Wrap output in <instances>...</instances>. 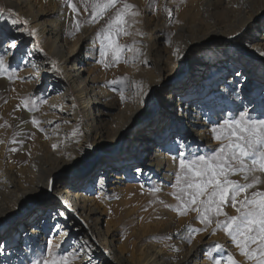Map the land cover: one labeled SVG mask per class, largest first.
I'll return each instance as SVG.
<instances>
[{
	"label": "bare ground",
	"instance_id": "1",
	"mask_svg": "<svg viewBox=\"0 0 264 264\" xmlns=\"http://www.w3.org/2000/svg\"><path fill=\"white\" fill-rule=\"evenodd\" d=\"M156 1L141 2L145 15L139 12L132 35L117 41L128 46L135 41L148 65L125 64L132 55L125 49L119 63L109 54L108 70L99 63L100 43L93 32L100 23L77 33L54 1L2 0L37 35L33 40L25 27L13 26L7 11L0 16V34L15 37L19 45L8 60L23 81L21 88L5 87L0 107V125H6L0 128V264L36 263L47 254L48 241L69 254L87 242L88 255L77 258L78 264H213L215 259L225 264L227 255L237 264H250L222 230L212 234L215 224L188 244L189 228L204 226L196 213L174 211L179 202L172 186L178 154L191 158L212 152L218 141L211 130L222 127L221 121L238 119L245 111L252 120H264V56L259 54L264 51V0ZM56 15L64 19L51 23ZM39 43L43 54L35 50ZM177 48L179 58L173 55ZM53 61L60 73L51 68ZM125 76L141 81L147 95L126 91L121 102L119 84L110 81ZM28 94L47 100L38 114L18 110ZM11 113L22 118L15 135L6 123ZM33 117L42 122L43 132L31 125ZM167 118L180 133L163 129ZM100 152L115 155L101 158ZM254 190H264V184ZM113 196L118 202L109 205ZM44 198L50 204L35 210ZM225 212L238 215L230 204ZM130 218L138 222L131 246L120 238ZM57 229L68 235L58 236ZM213 241L221 250L214 249L210 260L206 245Z\"/></svg>",
	"mask_w": 264,
	"mask_h": 264
},
{
	"label": "snow or ice",
	"instance_id": "2",
	"mask_svg": "<svg viewBox=\"0 0 264 264\" xmlns=\"http://www.w3.org/2000/svg\"><path fill=\"white\" fill-rule=\"evenodd\" d=\"M83 4L85 13L89 8L91 9L90 23H99L111 10H115L102 29L99 63L104 68L110 66L107 59L109 54L112 62L119 63L123 58L125 47L132 54L124 59L125 64L132 61L148 65V60L142 59L145 54L135 41L130 46L120 45L116 41V37L121 34L132 35L129 29L138 22L136 18L140 13L133 10L132 4L124 2V0H83ZM67 8L73 14V25L75 32L78 33L81 30V23L77 20L80 15L79 8L73 0H67ZM5 14L6 9L0 7V16ZM7 15L11 18L13 26L23 25L29 36L37 35L35 29H27V21L21 20L14 9H7ZM168 17L169 19L172 17L171 11H168ZM135 35L142 36L143 33L137 31ZM0 48H4V55L0 56V76H6L9 81H14L17 79V75L15 69L10 70L8 54L13 50H18L19 45L16 38L0 34ZM35 50L44 53V49L41 47H37ZM259 54L264 56V51ZM26 55H31V53H26ZM173 55L179 58V48L173 52ZM36 67L33 65V68ZM51 68L55 73L61 72L55 61L52 62ZM110 84H119L118 95L121 102L125 101L126 91H129L133 97L147 95L141 81H128L126 76L119 80H112ZM42 103L47 104V100ZM21 107L29 112L39 110L35 100L31 97L21 99L17 108ZM30 123L39 131H44L41 127L42 122L35 117L31 119ZM65 123L68 122L65 121ZM5 126L0 125V128ZM59 127V124L55 125L56 129ZM211 131L213 138L221 142V146L213 155L209 157L198 155L189 158L184 153H179L175 158L178 160L179 172L176 174L175 184L172 186L176 191L172 195L179 203L174 211L180 216L194 212L198 217V222L204 226L203 228H189L188 244L192 243L196 235L215 224L213 235L217 230H222L230 237L232 245L239 250L240 256L246 258L250 264H264V190L250 191L258 189L259 185L264 184L262 175L257 174H264V120H252L245 111L239 114L238 119L225 120L222 127L213 128ZM53 134H56L55 130H53ZM76 134L77 130H74L72 135ZM0 143H4V141L0 140ZM12 143H18V141L13 139ZM88 147L90 148L91 145L89 144ZM52 148L56 150L58 145L53 144ZM11 151L16 152L17 149L13 147ZM237 175L242 177L243 183L231 178ZM53 187H55L54 184ZM150 191L159 192L160 189L153 188ZM229 204L238 215H228L225 212V207ZM65 207L70 208L71 205L66 203ZM57 235L67 236L68 233L64 229H57ZM60 247V243L53 245L52 241H48L46 243L47 254L36 264H74L77 258L83 259V256L88 255V252L84 251L87 242L81 244L70 255H60L53 250ZM214 247L217 251L221 250L219 244ZM205 255L210 260L213 259L207 251ZM87 264H91V261L89 260ZM213 264H222V262L220 259H215ZM225 264H237V262L232 255H227Z\"/></svg>",
	"mask_w": 264,
	"mask_h": 264
},
{
	"label": "rangeland",
	"instance_id": "3",
	"mask_svg": "<svg viewBox=\"0 0 264 264\" xmlns=\"http://www.w3.org/2000/svg\"><path fill=\"white\" fill-rule=\"evenodd\" d=\"M51 1H54V3H55V5H56V8L58 9V12H60V14L62 13H64L63 15H67V19L65 20L66 22H67V26L68 27H70V26H72L73 25V20H72V13L70 12V10L67 8V0H51ZM159 0H157L156 2H158ZM73 2L74 3H76L77 4V6H78V8H79V12H80V15L77 17V20L81 23V30H82V27L84 26H88V25H92V24H96V23H90L89 21H90V16H91V9L89 8V10H88V12L87 13H85V11H84V4H83V0H73ZM124 2H127V3H130V4H132L133 6H134V11H138V12H142V14L143 15H145V10H146V8L144 9V8H141L140 9V5H141V2H144V0H124ZM4 3L2 2V0H0V7H3V8H5L6 9V7L3 5ZM152 5H154V6H156L155 5V3H153ZM118 7H120V5H118ZM7 11V10H6ZM114 12H115V10L113 9V10H111L107 15H106V17L103 19V20H100L99 21V26H97L94 30H93V32H94V34L96 35V37H97V40H98V43H100V45H101V41H102V35H103V33H102V29L105 27V25H106V23H107V21H108V19H110L111 18V16L114 14ZM57 16V15H56ZM57 19H59V20H62V19H64V18H62L61 16H60V18H58V16L57 17H50V22L51 23H53V21L55 22ZM70 20H72V21H70ZM68 24H70V25H68ZM22 28L23 27H25V26H23V25H20ZM93 26V25H92ZM80 30V31H81ZM79 31V32H80ZM129 31L131 32V30L129 29ZM121 35H123V34H121ZM124 36V35H123ZM33 40H34V37H33ZM120 40V35L119 36H117L116 37V41H119ZM121 45H125V46H128V45H126V44H121ZM39 47H41L42 48V46H41V44L39 43V45H38ZM125 49H127V47H125ZM124 52H126L125 50H124ZM1 56V55H0ZM112 68H114L116 65H114V64H112ZM11 69H13V67H12V65L10 64V70ZM108 70H110L109 68H107ZM16 75H17V71H16ZM232 74H231V72H230V74H229V76H231ZM61 76V75H60ZM61 79H62V77H61ZM62 83L64 84V81H63V79H62ZM19 86V88H21L22 87V85H23V81H21V78L20 77H18V75H17V79L16 80H14V81H9L8 79H7V77L6 76H0V107L2 106V104H4V102L2 101L3 99V97H4V95H5V93H6V89H5V87H8V90H11V89H13V88H15L16 86ZM262 87V86H261ZM261 87H259V88H261ZM188 89V88H187ZM261 91L262 92H264V88L262 87V89H261ZM25 97H31L32 99H34L35 100V102H36V104H37V106H38V109L40 110V108H41V106H42V97H39V96H37V94H34V95H30V94H28V95H26ZM19 111H21L23 114H25V113H27V112H29L28 110H26V111H24L22 108H20V109H18ZM39 110L38 111H33V112H30L31 114H38V112H39ZM10 116H11V120H8V121H6V123H7V126H9V125H11L12 126V130L15 132V133H13V135H15V134H17V133H19L18 132V130H16L15 131V129H16V127H17V129H18V126H20V120H22V118L20 119V120H18L17 119V116H15L14 115V113H11L10 114ZM158 116V115H157ZM17 119V121H18V123H16L15 121L16 120H14V119ZM229 120H231V119H229ZM167 121H168V123L166 124V127H164L163 126V129L164 128H170L169 130L170 131H172L173 133H180L181 131H175V128L174 129H172L171 128V123L172 122H170V119H168L167 118ZM147 121H145V122H143V123H146ZM142 123V124H143ZM221 124H222V126H223V124H224V121H221L220 122ZM219 123V124H220ZM141 125V124H140ZM144 125V124H143ZM41 127H42V123H41ZM221 146V142H217V145L215 146V148L212 150V152H208L206 155H205V157H209V156H211V155H213L214 153H215V151L216 150H218V148ZM119 151V149L118 150H116V152L115 153H117ZM171 153V152H170ZM199 153V152H198ZM198 153H196V154H194L192 157H195V156H198L199 154ZM173 154V153H172ZM113 155H115L114 153L113 154H109V153H107V154H102V152H100V155H99V157H103V156H108V157H111V156H113ZM126 155H128V156H130L131 158H136V156L134 155V156H132L131 155V152H129L128 151V154H126ZM99 157H97L98 159H99ZM115 157H117V158H119V156H115ZM190 158V157H189ZM93 164H96V162H94ZM89 170V169H88ZM99 172L100 171H98V177H100L101 175L99 174ZM85 173H87V171H85L84 173H82L81 175H83V174H85ZM64 176H66V175H62V177H64ZM61 176H60V178H62ZM232 179H234V180H237L238 182H241V183H243V180H241V178L239 177H236V176H234V177H231ZM86 181V180H85ZM114 202H118V199H117V197L116 196H113V197H111L110 198V204L109 205H112ZM159 203L160 204H163L164 202L163 201H159ZM50 204V200H49V198H44V202L42 203V204H40V205H34V207H35V210H39L40 208H43V207H45L46 205H49ZM45 210H43V212H44ZM36 212V211H35ZM42 217V216H41ZM39 220H40V222L42 221L41 220V218H39ZM15 221V219H11V220H9L5 225H10V224H12L13 222ZM138 222L137 221H135V220H133L132 221V218H130L128 221H126L125 223H123V225H122V227H121V232H120V238L121 239H123V240H127V241H129V246H131V242H133L134 240H135V236H133L132 234H131V232H132V230H133V228L136 226V224H137ZM53 226L54 225H52V226H50V228H49V230H50V232H51V230H53ZM3 241L1 240L0 241V245H1V243H2ZM207 246V250H208V253H211L214 249H215V243H214V241L212 242V243H210L209 245H206ZM1 247V246H0ZM55 252H58V254H60V255H70L69 253H64V252H62V251H58L57 249H53ZM44 256H41V258H40V260H42V258H43ZM39 260V261H40ZM110 262H113V260L112 259H110ZM30 264H36V263H30ZM74 264H78L77 263V259L74 261Z\"/></svg>",
	"mask_w": 264,
	"mask_h": 264
}]
</instances>
